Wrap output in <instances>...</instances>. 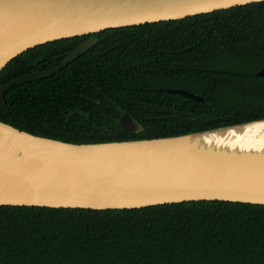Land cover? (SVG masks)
Wrapping results in <instances>:
<instances>
[{
	"label": "trees",
	"instance_id": "obj_1",
	"mask_svg": "<svg viewBox=\"0 0 264 264\" xmlns=\"http://www.w3.org/2000/svg\"><path fill=\"white\" fill-rule=\"evenodd\" d=\"M0 121L85 144L176 136L264 118V2L180 20L107 29L29 49L0 71L12 79ZM165 89L201 96L190 100ZM138 126L126 133L122 114ZM0 264H264V205L190 201L138 209L0 206Z\"/></svg>",
	"mask_w": 264,
	"mask_h": 264
},
{
	"label": "water",
	"instance_id": "obj_2",
	"mask_svg": "<svg viewBox=\"0 0 264 264\" xmlns=\"http://www.w3.org/2000/svg\"><path fill=\"white\" fill-rule=\"evenodd\" d=\"M264 0H0V71L36 46L107 29L180 20ZM97 42L88 38L57 65L0 87L52 76ZM264 75V68L256 73ZM196 102L182 89H165ZM126 132L138 126L119 118ZM264 205V118L176 136L74 144L0 121V206L138 209L190 201Z\"/></svg>",
	"mask_w": 264,
	"mask_h": 264
}]
</instances>
